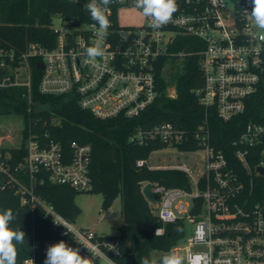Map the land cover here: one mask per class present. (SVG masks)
<instances>
[{"label": "built area", "instance_id": "1", "mask_svg": "<svg viewBox=\"0 0 264 264\" xmlns=\"http://www.w3.org/2000/svg\"><path fill=\"white\" fill-rule=\"evenodd\" d=\"M132 1L118 3L122 7ZM176 4L178 10L172 20L160 29L149 27L150 18L139 26H121L109 6L111 26L104 45L106 55L98 58L96 64L86 62L85 50L97 38L98 26L94 27L92 20L57 15L61 26L57 27L54 21L51 25L56 34L52 48L32 42L17 53L14 48L0 45V67L7 69L0 76V86H24L30 92L34 63L42 71V93L72 96L81 108L99 118H134L161 94L158 64L170 54L177 38L190 35L202 39L203 84L196 94L206 110L205 122L189 132L182 125L166 121L152 128H139L130 140L144 144L158 139L168 146H177L192 137L202 145L199 150L204 152L203 160L195 168L185 163L153 167L149 159L137 160L140 166L177 169L188 177L186 187L150 182L155 200H149L163 224L186 219L195 223L193 234L182 248L185 264H264V195L257 196L255 192V177L264 175L258 170L264 167V97L256 110L259 119L250 121L235 142L234 152L244 173L230 165L225 153L211 144L207 124L210 110L229 120L244 113L253 97L264 91V34L249 20L251 0H176ZM39 61L44 68L37 66ZM166 93L175 97V85L171 92L168 86ZM71 148L67 152L53 139L30 138L24 162L12 166L10 155L0 158V189H14L24 206L43 208L62 236H70L34 240L32 255L19 264H44L47 248L61 240L88 258L89 264H109L106 257L111 264H122L119 237L75 226L37 193V186L43 184L38 179L40 173L81 192L92 188V146L73 141ZM252 153L258 156L254 166L249 161ZM22 172L28 175V182L23 180ZM54 220L65 224L73 235ZM157 229L158 234L164 232V226L155 232ZM110 245L116 246L119 254L109 250Z\"/></svg>", "mask_w": 264, "mask_h": 264}, {"label": "trees", "instance_id": "2", "mask_svg": "<svg viewBox=\"0 0 264 264\" xmlns=\"http://www.w3.org/2000/svg\"><path fill=\"white\" fill-rule=\"evenodd\" d=\"M88 0H0V45L14 48L17 53L26 50L32 42L52 48L56 34L52 24L54 17L76 18L80 21L91 20L84 7ZM114 15L120 4L110 5ZM204 41L190 35H180L170 47V54L158 64V81L161 94L140 116L128 118H99L89 110L83 109L72 96L45 94L40 91L39 82L42 71L33 63V84L29 92L24 86H0V114H20L25 121L23 140L19 147L0 148V158L10 155L8 161L15 166L25 161L28 139H53L62 144L67 152L71 143L77 141L92 146L90 174L93 193L103 196L102 209L110 207L117 196L122 199L124 222L120 227L119 237L123 251L119 261L125 264L127 254H135L137 261L143 257L154 258L156 250L170 251L177 246L184 235L185 221L179 220L163 224L153 211V206L142 192L147 181L158 182L167 186L186 187L187 175L177 169L150 168L140 166L138 159H149L153 151L168 147L156 139L144 144H136L130 136L139 128L148 129L156 124L171 121L182 125L189 132L196 130L205 122L206 110L200 104L196 90L203 84V72L200 66L201 51ZM181 61V70L175 74L176 96L166 93L170 83L163 75L167 63ZM264 91L253 97L244 113L229 120L220 118L214 110L207 115L210 128V141L222 150L230 165L240 173L244 168L235 155L236 141L247 130L250 121L258 120ZM180 151H196L202 145L190 137L187 142L174 146ZM255 149V148H253ZM254 150H252L253 152ZM258 156L249 155L252 166ZM23 180L29 181L26 172ZM38 179L43 181L37 193L71 221H75L82 209L75 202L78 192L69 184L55 183L44 174ZM257 196L264 195V175L255 177ZM11 209L17 220L11 225L19 227L25 233V241L17 245V261L21 263L33 253V241L70 238L62 236L60 230L52 225L45 210L38 206L31 209L21 204L19 195L12 188L0 189V211ZM164 226L162 234H156L157 227ZM157 261L160 258H155Z\"/></svg>", "mask_w": 264, "mask_h": 264}, {"label": "rangeland", "instance_id": "3", "mask_svg": "<svg viewBox=\"0 0 264 264\" xmlns=\"http://www.w3.org/2000/svg\"><path fill=\"white\" fill-rule=\"evenodd\" d=\"M116 22L124 27L139 26L147 21L141 13V10L131 4L122 6L118 9L115 16ZM54 24L61 26V20L57 16L54 17ZM181 61L175 63L169 62L165 65L163 75L170 83L169 92L175 82V74L181 70ZM25 121L20 114H0V148L19 147L23 140V131ZM204 152L196 151H180L174 146H168L153 151L149 157V164L153 167L171 166L185 163L191 168H195L196 164L203 160ZM201 166V164H199ZM103 196L91 191L78 192L75 196V202L82 209V212L74 221L77 227L92 228L97 233L107 236L120 235V227L124 222L122 215V199L117 196L113 204L107 209H102ZM154 213L157 209H153ZM195 223L185 220L184 235L179 239L177 246L170 251L156 250L152 252L154 258H161L164 254L175 253L184 257L183 247L187 243V239L193 234ZM183 264H185V259Z\"/></svg>", "mask_w": 264, "mask_h": 264}, {"label": "clouds", "instance_id": "4", "mask_svg": "<svg viewBox=\"0 0 264 264\" xmlns=\"http://www.w3.org/2000/svg\"><path fill=\"white\" fill-rule=\"evenodd\" d=\"M118 0H88L85 8L94 22V27L98 26L97 38L93 44L86 48V62L96 64L99 59L106 55L104 47L108 36V29L111 22L107 15L109 6L117 3ZM252 9L249 14L255 27L264 34V0H251ZM134 6L141 10L144 17L150 18L149 27L160 29L168 24L173 14L178 10L176 0H134ZM17 215L11 209L0 211V264H16L17 245H22L25 241V233L19 227L13 228L11 225L17 220ZM55 223H57L54 220ZM63 225L69 232L72 231ZM157 229L156 234H158ZM73 235V233H72ZM203 243V239L200 241ZM109 250L117 252L116 246L110 245ZM111 264V259L106 257ZM184 257L175 253L164 254L159 261L155 258L143 257L139 264H183ZM44 264H89L88 258L82 257L79 251L68 246L63 240L50 245L46 250Z\"/></svg>", "mask_w": 264, "mask_h": 264}, {"label": "water", "instance_id": "5", "mask_svg": "<svg viewBox=\"0 0 264 264\" xmlns=\"http://www.w3.org/2000/svg\"><path fill=\"white\" fill-rule=\"evenodd\" d=\"M37 66L39 68H44L42 61H39ZM6 71L7 69L0 67V76L4 74ZM258 170L260 171V173L264 174V167H258ZM37 188L40 189L41 185H38ZM142 192L147 200H150V201L155 200V197L152 193V184L150 182L144 185ZM125 264H139V262L137 261L135 254L130 253L126 255Z\"/></svg>", "mask_w": 264, "mask_h": 264}]
</instances>
